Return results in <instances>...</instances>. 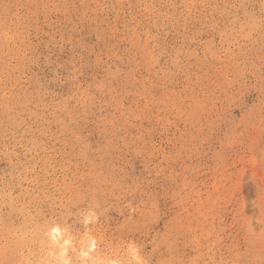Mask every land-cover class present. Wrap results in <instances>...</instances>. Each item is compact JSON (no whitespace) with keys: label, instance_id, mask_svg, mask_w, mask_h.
Masks as SVG:
<instances>
[{"label":"rangeland","instance_id":"obj_1","mask_svg":"<svg viewBox=\"0 0 264 264\" xmlns=\"http://www.w3.org/2000/svg\"><path fill=\"white\" fill-rule=\"evenodd\" d=\"M0 264H264V0H0Z\"/></svg>","mask_w":264,"mask_h":264},{"label":"bare ground","instance_id":"obj_2","mask_svg":"<svg viewBox=\"0 0 264 264\" xmlns=\"http://www.w3.org/2000/svg\"><path fill=\"white\" fill-rule=\"evenodd\" d=\"M50 226V225H49ZM45 232V231H44ZM44 244L46 246L51 247L52 249H57L59 246H63L64 244L68 243L70 240L68 237L65 236L64 234V229L59 226V225H51L48 230L47 234L44 235ZM90 249H94L96 247L95 239L91 238L90 244H89ZM65 249H63L64 251ZM84 255L89 256L90 250H83Z\"/></svg>","mask_w":264,"mask_h":264}]
</instances>
